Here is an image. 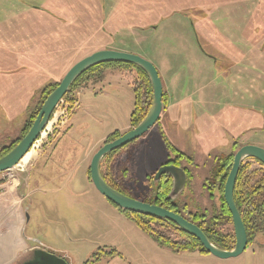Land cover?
Listing matches in <instances>:
<instances>
[{
  "label": "rangeland",
  "instance_id": "obj_1",
  "mask_svg": "<svg viewBox=\"0 0 264 264\" xmlns=\"http://www.w3.org/2000/svg\"><path fill=\"white\" fill-rule=\"evenodd\" d=\"M102 49L152 61L166 94L174 76L179 101L177 108L161 115L165 132L159 119L126 148L124 155L132 152V158L124 185L137 198H152V189L135 185L146 184L145 177L173 159L189 173L176 198L179 207L191 202L192 210H207L218 203L217 196L209 197L207 180L217 170L216 159L246 144L264 147V0H0V151L23 136L52 85L78 61ZM231 50L239 53L232 60L225 55ZM98 86L79 88L81 106L64 123L62 114L40 135L32 150L35 160L70 127L84 142H98V148L107 134L130 129L132 87L124 80ZM67 97L69 101L74 94ZM124 158L115 157V169ZM26 165L15 172L29 173ZM16 181L0 198V264L18 263L36 245L67 256L73 264H264V240L256 239L230 258L163 247L123 209L95 192L92 183L81 186L82 195L92 189L88 202L83 197L67 200L49 187V199L41 200L45 207L31 208L24 226L28 202L17 197L22 184Z\"/></svg>",
  "mask_w": 264,
  "mask_h": 264
},
{
  "label": "trees",
  "instance_id": "obj_2",
  "mask_svg": "<svg viewBox=\"0 0 264 264\" xmlns=\"http://www.w3.org/2000/svg\"><path fill=\"white\" fill-rule=\"evenodd\" d=\"M170 45L173 46V44ZM204 52L206 51L203 49V53ZM110 67L118 69L121 72L129 73L133 77L131 85L134 93V107L130 115V124L132 127H135L146 117L153 101V88L151 81L145 70L140 66L123 61H112L97 64L82 73L74 82L72 89L80 88L81 86L89 84L91 81L100 80L101 77L104 76V69ZM58 84L52 85L53 89L50 90L49 94L58 86ZM166 95L167 94L164 91V104L167 101ZM32 123L33 122H29L28 125H26L23 136L27 133ZM120 135V132H115L108 138V141H112ZM22 137H20L17 141H12L11 145L3 147L0 151V158L9 153L19 143ZM127 147L128 145L107 154L102 161L101 172L106 182L112 187L126 195L135 197L130 191L134 189L131 187H129V189L124 185V178L128 174L129 164L132 158V152L129 154L127 153L126 156L124 155ZM234 155L235 153L221 156V158L218 157L216 159L217 170L215 171V174L207 180H209L210 183V185H208L210 193L209 197L211 196L215 198L217 196L218 203L214 202L210 208H207V210L199 208L194 211L188 206L191 202L179 207L178 203H175L173 200L168 198L170 190L166 189L167 187L162 188L159 183H152L153 174L150 176V184H142V186H146L147 189H152V198L150 197L148 200L137 197L135 198L164 206L182 214L193 223L199 225L215 245L222 249H232L236 244V238L233 227V219L224 199V185L232 167ZM182 156L183 155L181 154L180 157ZM115 157L117 160L124 158L119 162V165H117V169L113 166ZM250 160L259 163L262 166V169L252 168ZM104 166L106 171L104 170ZM111 168L112 170L115 169L118 171L116 173L119 176L118 178H115L116 174L111 175ZM259 173H263V175L260 180L255 181ZM135 188H139L138 184ZM234 195L248 232L249 243H253L257 239V235L259 233H264L263 163L254 158H248L242 163ZM125 212L139 228L152 235L159 245L171 248L173 251L178 253L199 252L202 254H209V252L195 236L177 227L173 221L157 216L143 215L130 211ZM229 226H231V228H227ZM108 253H111V251Z\"/></svg>",
  "mask_w": 264,
  "mask_h": 264
},
{
  "label": "water",
  "instance_id": "obj_3",
  "mask_svg": "<svg viewBox=\"0 0 264 264\" xmlns=\"http://www.w3.org/2000/svg\"><path fill=\"white\" fill-rule=\"evenodd\" d=\"M112 61L129 62L144 69L152 84L153 101L148 114L137 126L123 133L118 138L104 143L93 155L90 163V177L95 188L108 201L124 211L157 216L173 221L177 227L195 236L210 254L218 258H230L241 255L248 246L249 236L235 200V186L241 165L246 159L254 158L264 164V147L256 144H246L240 147L235 152L232 167L224 185V199L233 219L236 238V244L232 249H222L215 245L199 225L193 223L182 214L164 206L126 195L112 187L104 179L101 172V164L104 157L110 152L124 147L148 133L159 121L164 108V86L159 70L152 61L139 54L115 49H102L84 57L73 65L59 82L58 86L47 96L24 137L9 153L0 158V173L17 168V165L20 164L25 155L30 151L49 123L57 105L71 91L76 79L90 67ZM164 174L171 176L173 179V186L168 194V198L174 201L186 187L187 172L184 168L175 164L162 165L155 172V184L159 183ZM25 211L27 215L26 222L29 223V208L26 207ZM24 229L25 227L23 228V232ZM38 246L33 251L34 255L30 264H68L63 257L53 253V251H48L47 247Z\"/></svg>",
  "mask_w": 264,
  "mask_h": 264
},
{
  "label": "crops",
  "instance_id": "obj_4",
  "mask_svg": "<svg viewBox=\"0 0 264 264\" xmlns=\"http://www.w3.org/2000/svg\"><path fill=\"white\" fill-rule=\"evenodd\" d=\"M234 53H238V50L226 51L225 55L229 56L230 57L229 59L232 60ZM162 62L168 63V61H164V60ZM163 67L165 69L164 71L165 75L167 76L168 65H164ZM113 69L115 70V68ZM113 69H111V67L105 68L103 71L104 73L103 75H105L103 81H101L100 83H94L95 81L93 82L91 81L89 82V85L91 84L93 88L96 87L98 88L99 87L98 85L101 83H106L111 81L122 82V80H124L126 81V84L132 87L131 83L133 81V77L129 73H125L117 70L114 71ZM126 74H128L130 77H128ZM173 78L174 76L171 77L172 82L169 85V91L168 94L166 95L167 101L164 104V109L162 112L165 114H167L171 109L177 108V105H179V101H177V99H175L174 96L175 82L173 84ZM158 125L160 129L163 132H165L163 119L160 118ZM70 130L71 127L64 134H62L61 137H59L55 145L50 150H48L45 153V155H43L42 157L40 156L37 160H35L34 159L35 153H33L32 151L29 153L30 154L29 156L27 155L28 159L25 158L24 159L25 161H23L24 163L22 162L23 164H25L26 162L27 165H29L28 163H30L31 164L30 166L27 165L26 166L28 168H31V170L29 173H21L20 175L18 173V177L14 180V183L17 180L16 184L18 185L22 184V187L18 189L19 194H17V197H20L21 201L23 199H26V201L28 202L26 204V207L29 208V213L31 211V208H33L35 211L36 209L35 206L37 207V209H43V207H45L41 203V200L47 198L49 199V195H48L49 187L55 191L54 192L55 195L62 194L67 200L74 199L76 197L77 198L83 197L88 202L90 200L88 197L92 196L91 195L92 189L84 191V194L82 195L81 186L82 183L86 185H88L89 183L93 184L90 177V163L92 157L96 153V151L104 143H106L107 138L110 136V134L109 135L107 134L105 137L101 139L100 142L103 141L105 142H103V144L98 148V146L96 147V144H98V142H93V143L84 142V140L80 135L76 133H71ZM116 131H114L113 133H115ZM24 171L25 169L23 170V172ZM95 192L100 194L97 191V189ZM101 196L103 195L101 194ZM13 198L15 197L13 196ZM13 198L12 201L14 202L18 201V198L17 200ZM103 198L105 201L108 202V200L104 196ZM24 214H25V223H24L25 226L27 220L25 209H24ZM24 226L21 228V231L23 230Z\"/></svg>",
  "mask_w": 264,
  "mask_h": 264
},
{
  "label": "built area",
  "instance_id": "obj_5",
  "mask_svg": "<svg viewBox=\"0 0 264 264\" xmlns=\"http://www.w3.org/2000/svg\"><path fill=\"white\" fill-rule=\"evenodd\" d=\"M80 91L79 90H75L73 92L74 94V98L75 100L73 102L67 101V100H62L59 105L57 106V110L61 109L63 106L64 108L62 109L61 113L59 111L56 110L55 114H54V119L52 120V122L50 123V127L48 126L46 128V130H48V128H51V126L53 125V123L55 121L58 120V118L63 114L62 117L59 118V120H62L61 123H64V120L67 118V116L70 114V112L73 111L74 107L77 106V104L79 105V96H80ZM71 103V104H70ZM63 112V113H62ZM57 113V114H56ZM60 122V121H59ZM45 133V131L43 132ZM42 133V134H43ZM37 142V141H36ZM37 148V147H36ZM33 150H35V144L33 147ZM19 167L23 168L22 164H19ZM16 178V173L14 169H10L7 170L5 172L2 173V177H0V198L2 196H4L6 194V192L8 191V184H13L14 179ZM7 189V190H6Z\"/></svg>",
  "mask_w": 264,
  "mask_h": 264
},
{
  "label": "flooded vegetation",
  "instance_id": "obj_6",
  "mask_svg": "<svg viewBox=\"0 0 264 264\" xmlns=\"http://www.w3.org/2000/svg\"><path fill=\"white\" fill-rule=\"evenodd\" d=\"M207 56H211L210 54H206ZM71 95V94H70ZM81 106V100H80V102H79V105H78V108ZM116 132H119V131H116ZM127 132V131H126ZM134 142H136V141H134ZM134 142H131V143H129V144H127L128 145V147H130L129 145H131L132 143H134ZM126 145V146H127ZM128 147H127V149H128ZM122 148V147H121ZM128 154H129V152H127ZM127 153H126V155H127ZM165 165V164H175V165H178V161L177 160H167L166 162H164V163H162V165ZM161 165V166H162ZM179 166V165H178ZM186 172H187V182H186V185H187V183H188V176H189V173H188V170L187 169H184ZM157 171V169L154 171V173H152L153 174V178H152V183H154V175H155V172ZM150 176H151V174H149L147 177H145V181L148 183V184H150L149 183V180H151L150 179ZM124 181H126L125 180V178H124ZM124 184H125V182H124ZM136 184H137V182H136ZM159 185L162 187V188H165V187H167L166 189H168V190H170L171 191V189H172V186H173V179H172V177L171 176H169V175H166V174H164L163 176H162V178H161V180L159 181ZM137 185H135V187H136ZM138 187L140 188V187H143L142 185H140L139 183H138ZM160 187V188H161ZM127 188H129V187H127ZM179 199V198H178ZM177 199V200H178ZM177 200H175L174 202L176 203V201ZM190 203V202H189ZM36 247H39L38 245H36V246H34L33 247V249H31L30 250V252L28 253V255L26 256V257H24L21 261H19L18 263H16V264H30V261L33 259V255H34V249L36 248ZM48 251H51V250H48ZM52 252V251H51ZM53 253H55V254H57V255H59L60 257H63L65 260H66V262L68 263V264H73L72 263V261L67 257V256H65V255H63V254H60V253H56V252H53Z\"/></svg>",
  "mask_w": 264,
  "mask_h": 264
},
{
  "label": "bare ground",
  "instance_id": "obj_7",
  "mask_svg": "<svg viewBox=\"0 0 264 264\" xmlns=\"http://www.w3.org/2000/svg\"><path fill=\"white\" fill-rule=\"evenodd\" d=\"M56 114H57V113H56ZM31 152H32V151H31ZM28 154H29V153H28ZM28 154H27V155H28ZM32 154H33V153H32ZM27 155L23 158V160H24L25 158H27ZM26 161H27V160H26ZM163 165H164V164H163Z\"/></svg>",
  "mask_w": 264,
  "mask_h": 264
}]
</instances>
